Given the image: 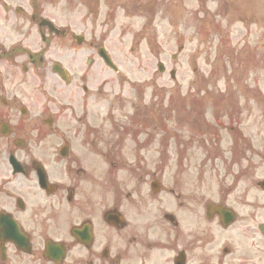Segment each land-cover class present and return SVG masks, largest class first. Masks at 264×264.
<instances>
[{"label":"flooded vegetation","instance_id":"1","mask_svg":"<svg viewBox=\"0 0 264 264\" xmlns=\"http://www.w3.org/2000/svg\"><path fill=\"white\" fill-rule=\"evenodd\" d=\"M20 3L0 0V264H238L264 225V132L247 139L241 96L210 120L114 108L88 68L71 89L57 71L64 15Z\"/></svg>","mask_w":264,"mask_h":264},{"label":"rangeland","instance_id":"2","mask_svg":"<svg viewBox=\"0 0 264 264\" xmlns=\"http://www.w3.org/2000/svg\"><path fill=\"white\" fill-rule=\"evenodd\" d=\"M219 1L221 0H212V3L211 2L209 3L208 7L212 8L211 11L214 12L218 10L217 8H219ZM250 1L257 2L258 4L257 9L261 10L262 8H264V0H250ZM86 2L87 0H61L60 4L53 5L52 9L53 10L56 9L57 11H59L58 7L65 8L68 27L75 33L78 32L79 29H84V30L90 29L94 31V25L92 22L87 23V25H84L82 23L83 17L87 15L90 6V1H89V6L86 4ZM233 2H237V0H233ZM198 6L199 5L197 2L191 4L190 0H183L182 5L174 4L173 11H175L180 16L183 13L184 14L183 17H185V19H188L190 16L189 15L190 10L198 9ZM219 18L220 19L225 18V20L229 19L235 21L236 19L239 18V13H232V12H230V14L225 13L224 17L223 14L221 13V16H219ZM142 24H143V19L140 18L134 21L126 19V21H124L121 25H118V22H116L114 26V30L109 34L110 38H108V45H109L108 47L110 48V51L113 53V58L117 66L119 67V72L117 73H115L112 70L106 69L105 67L102 66L100 62H96V63L94 62L93 65L89 66L87 64V57L91 53L85 50L86 47L78 48L75 45H71L69 42L67 48L68 51L67 61H69L68 66H71V69L75 72L74 76L79 78L80 77L79 71L84 68H88L91 75L94 78L93 83L95 85H99L104 79H108L106 82V87L111 85L114 92H116V95L119 94L118 96H122V95L128 96L129 94L138 96L139 94H142L145 95L146 97L147 96L149 97V95L152 94L151 92L170 91L173 90L174 88H178L180 91L184 93H188V97H189L188 99L192 103L190 104L192 111L194 110L193 106L195 103V101H193L194 95H191L192 92L194 93L197 92L199 94L200 92L196 91L198 89L202 90L204 87H212V86H214L216 89L218 86L226 85L229 74L226 75L227 78L223 76L220 79H218L216 85L214 81L212 82V84L208 85L207 83H204L203 80L205 76H209V75L212 76L213 74L214 77H218L222 70V68H220V66H222L221 65L222 60L219 57L216 59L218 64L214 65V58H215L214 55L217 46L216 42L219 40V36H215V35L211 36V38L213 39L212 42H214L212 48H210L214 50L211 53L213 57H210L211 60H213L211 63L206 58L204 44H201L203 48V51L201 52V56L195 58L192 57L193 49H195L196 51L202 49L201 47H198V43H200V39L202 37L201 32L204 31L203 27L198 25L196 26L195 24H193V27H189V28L186 24L180 25L184 37L180 38L179 41L177 42L178 45L180 44L179 42L182 41L185 42V51L177 61H174L170 56L172 53L177 52L176 40L170 36L168 37V39H164L163 40V43L165 45L164 55H163V59L159 58V60H163L166 66L169 68V70L172 67H174V69L177 70L176 81H173L170 77L169 70L165 74H160L158 72L157 70L158 59L148 54V52L145 49L138 48L137 47L138 45L134 43L133 39L136 34V31L140 29ZM123 25H126V27L128 28L126 34H124L125 31H123V33H121L120 31L123 29L124 27ZM233 26L234 28H232L231 30L232 34L234 35L233 39L241 43L239 39L243 37L245 32L239 31L240 28H238L237 23H235ZM101 28L102 30H104L107 28V26H102ZM101 28L99 30H101ZM83 33L85 34V31ZM190 34L193 35L194 38L193 41L188 40ZM251 36L252 37H250V39L252 45H254L255 47H259L261 50L262 45L264 44V21L260 22L259 26L257 27V30ZM161 37L164 38L163 36ZM120 39L123 40L120 41ZM261 53L263 52L261 51ZM226 60L228 61V59ZM194 66L196 67V72H193ZM213 66L216 67V72H214V68H212ZM261 67L263 68L262 69L260 68L258 70V76L259 75L264 76V71H263L264 64ZM249 84L254 85L255 83H249ZM193 85H195V87H193ZM254 88L258 89L260 91V94L264 95V82H257ZM119 90H121L120 93ZM130 102L131 99H128L126 103L125 102H121L119 104L117 103L116 107L120 105L122 106V104L124 103L130 105ZM164 102H167V100ZM253 109L255 110V111L253 110L254 114L252 115V120H254L253 124H250L251 121L247 119V117L249 116V112L248 110L245 109V120H246L245 124L249 125V127L246 130L247 137H250L249 136L250 133L255 131L257 125H259L262 129H263L262 126H264V119L259 117L260 112H263L264 109L261 108L258 99L255 100ZM177 118L179 119V117ZM185 129H187V127L183 126L182 131H184ZM227 133L228 132L226 131V135ZM173 150L174 149H171V151ZM257 241H258V237L255 236L253 242L255 243ZM257 256L258 257L255 258L256 260H258L259 264H264V254L258 253Z\"/></svg>","mask_w":264,"mask_h":264}]
</instances>
